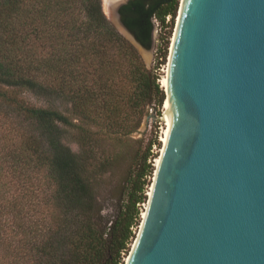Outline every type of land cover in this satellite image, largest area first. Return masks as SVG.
Instances as JSON below:
<instances>
[{
  "label": "trees",
  "instance_id": "obj_1",
  "mask_svg": "<svg viewBox=\"0 0 264 264\" xmlns=\"http://www.w3.org/2000/svg\"><path fill=\"white\" fill-rule=\"evenodd\" d=\"M179 3L131 0L119 12L148 50L153 21L172 29ZM153 70L109 23L102 0H0V264H123L160 142L131 157L108 146L125 144L147 109L163 105ZM125 159L117 210L106 217L98 187Z\"/></svg>",
  "mask_w": 264,
  "mask_h": 264
},
{
  "label": "water",
  "instance_id": "obj_2",
  "mask_svg": "<svg viewBox=\"0 0 264 264\" xmlns=\"http://www.w3.org/2000/svg\"><path fill=\"white\" fill-rule=\"evenodd\" d=\"M130 1L109 0L104 14L142 54L119 12ZM166 102L125 264H264V0H181Z\"/></svg>",
  "mask_w": 264,
  "mask_h": 264
},
{
  "label": "rangeland",
  "instance_id": "obj_3",
  "mask_svg": "<svg viewBox=\"0 0 264 264\" xmlns=\"http://www.w3.org/2000/svg\"><path fill=\"white\" fill-rule=\"evenodd\" d=\"M104 5H103V11L105 13ZM177 15H178V12H177ZM176 20H177V17L175 18V22L173 24L172 29L161 28L159 23L154 20L153 21L154 31H153V39H152L153 41H152L151 48L142 54L138 52L145 67L150 70L154 69L153 71L158 75L160 86L163 90L164 88L162 87V80L166 76V64H167L169 51H170V47L172 43V38H173L175 26H176ZM167 37L169 38V43H168L166 59L164 61V64L158 66V63L161 61V58H162V52H163L162 49L165 46V39ZM25 97L29 102L33 104H40L39 100L36 97H33L31 95H26ZM165 99H166V96H165ZM56 105L63 112H66L70 109L69 108L70 105L64 101H58L56 102ZM163 109H164V103L161 106L160 110H154V108L152 107L148 108L146 111V115L143 117V121L140 127L137 129L136 132H133L127 137L128 141L125 142V144L121 143L122 145H116V143L113 142L111 143L110 146H108L109 150H115L117 148L118 152L120 153L123 152L125 153V155H128L129 157H131L134 155L136 151L144 150L149 141L157 138L158 141L160 142V147L158 148L157 146H155L152 148L151 153L155 157L154 158L151 157L148 160V162L150 161L152 162V165L154 166V169H155V162L160 155V151L162 147L161 138L165 130V121L162 120L164 113H165V109L164 110ZM151 116H155L157 117V119H152ZM146 118H149L148 122H146ZM3 135H4L3 132L0 131V169L3 168L5 164L4 160L2 159L3 157ZM64 143L67 144L73 151L76 152L78 150V147L75 144V142L72 140L71 136H68L64 140ZM127 165H128L127 159H125V161L123 162H119V164L116 165V167H114V169L110 173L104 175L98 187V197H99L102 213L106 217H110L116 213L117 204H118V191H117L118 184L121 183L122 181L123 173ZM153 174L151 177L147 178L149 185L146 188V195H148L147 193L152 183ZM2 180L4 181L5 179L2 178ZM147 199H148V196H147ZM145 205L146 203L141 205V216H142V213L144 212ZM140 223L134 229L135 237L138 232ZM132 244L130 245V249L132 247ZM126 257L127 256H125L123 259V264H125V261L127 260Z\"/></svg>",
  "mask_w": 264,
  "mask_h": 264
},
{
  "label": "bare ground",
  "instance_id": "obj_4",
  "mask_svg": "<svg viewBox=\"0 0 264 264\" xmlns=\"http://www.w3.org/2000/svg\"><path fill=\"white\" fill-rule=\"evenodd\" d=\"M109 0H102V2H103V5H104V7H105V13H107V9H106V3L108 2ZM180 4H181V0H180ZM173 39V38H172ZM162 87L164 88V91H165V96H166V76L163 78V80H162ZM164 109H165V113H164V116H163V120L165 121V130H164V133H163V136H162V138H161V142H162V145H163V140H164V136H165V132H166V127H167V117H168V112H167V102H166V99H165V102H164ZM163 109V110H164ZM161 149H162V147H161ZM160 153H161V151H160ZM159 157H160V155H159ZM159 157L157 158V160H156V162H155V169H154V174H153V178H152V182H153V179H154V175H155V171H156V168H157V164H158V160H159ZM151 186H152V183H151ZM151 186H150V189H149V191H148V197H149V193H150V190H151ZM145 208H146V205H145ZM143 215H144V212L142 213V217H143ZM128 256V255H127ZM126 259H127V257H126ZM127 261V260H126Z\"/></svg>",
  "mask_w": 264,
  "mask_h": 264
},
{
  "label": "built area",
  "instance_id": "obj_5",
  "mask_svg": "<svg viewBox=\"0 0 264 264\" xmlns=\"http://www.w3.org/2000/svg\"><path fill=\"white\" fill-rule=\"evenodd\" d=\"M169 19H170V18H169V17H167V19H166V20H167V22H169Z\"/></svg>",
  "mask_w": 264,
  "mask_h": 264
}]
</instances>
